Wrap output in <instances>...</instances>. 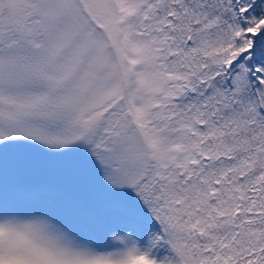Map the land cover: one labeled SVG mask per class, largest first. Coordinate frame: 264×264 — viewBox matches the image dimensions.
<instances>
[{"label": "snow or ice", "instance_id": "obj_1", "mask_svg": "<svg viewBox=\"0 0 264 264\" xmlns=\"http://www.w3.org/2000/svg\"><path fill=\"white\" fill-rule=\"evenodd\" d=\"M0 264H264V0H0Z\"/></svg>", "mask_w": 264, "mask_h": 264}]
</instances>
